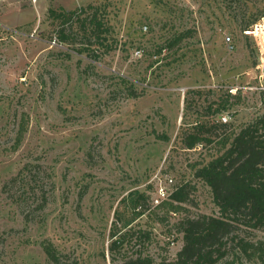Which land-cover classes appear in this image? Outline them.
I'll return each instance as SVG.
<instances>
[{"label": "rangeland", "instance_id": "rangeland-1", "mask_svg": "<svg viewBox=\"0 0 264 264\" xmlns=\"http://www.w3.org/2000/svg\"><path fill=\"white\" fill-rule=\"evenodd\" d=\"M89 6L100 43L81 29ZM51 9L78 13L63 23ZM262 18L264 0H0V264L175 260L180 221L219 216L195 166L264 114L245 34ZM196 124L217 127L189 149ZM158 176L189 185L179 212L153 206Z\"/></svg>", "mask_w": 264, "mask_h": 264}, {"label": "trees", "instance_id": "trees-1", "mask_svg": "<svg viewBox=\"0 0 264 264\" xmlns=\"http://www.w3.org/2000/svg\"><path fill=\"white\" fill-rule=\"evenodd\" d=\"M87 11L92 14L81 19V29L87 35L90 32L91 38L100 43L107 30L98 19L99 10L96 6L81 10L82 13ZM77 13L50 10V16L54 20L62 19L63 23L71 21ZM256 21L250 25H254ZM59 34L61 41L67 42L69 36L65 34V28H62ZM182 39L183 36L176 38L172 46ZM238 95L229 94L227 98H239ZM262 97L264 98L263 95ZM224 108L225 105L221 104L217 111L220 112ZM223 126L226 125H218ZM215 127L217 126L207 128L205 124H196L194 132L184 139L186 147L192 149L202 145L203 141L211 142L202 135ZM25 132L24 128L20 131L17 146ZM220 146L222 150L219 156L201 167L195 166V177L211 189L219 216L199 215L196 218H183L179 223L183 234L181 250L175 260H163L158 264H236L239 255L250 262H264V237H254L256 233H264V114L243 126L237 134L226 135L220 140ZM188 187L189 185H185L178 188L172 194L170 202L164 201L155 208L167 206L169 212H179L180 204L188 201ZM243 233L251 234L252 237L247 238ZM116 244L114 241L113 247ZM44 247L49 259L58 263L59 258L54 248L51 245ZM114 264L157 263L149 256L138 255Z\"/></svg>", "mask_w": 264, "mask_h": 264}, {"label": "built area", "instance_id": "built-area-1", "mask_svg": "<svg viewBox=\"0 0 264 264\" xmlns=\"http://www.w3.org/2000/svg\"><path fill=\"white\" fill-rule=\"evenodd\" d=\"M245 34L249 37H252L256 46H257V51H258V64L256 67L257 71V82L258 84L251 86V90H255L262 94L264 96V18H262L261 21L256 23L254 27L248 29L245 31ZM228 41H231V39H228ZM58 42L57 39L54 38L52 41V46H57ZM240 87H234L230 89L229 93L236 96L241 92ZM222 124H227L228 123V117L227 116H222ZM174 181L173 178L166 177V178H161L157 177L156 178V185H155V196L152 200L153 206L157 207L159 206L162 202L169 200L174 193L173 191V185ZM172 188V190H170Z\"/></svg>", "mask_w": 264, "mask_h": 264}]
</instances>
